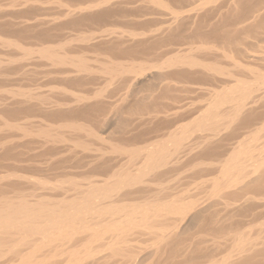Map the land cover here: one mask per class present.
Returning a JSON list of instances; mask_svg holds the SVG:
<instances>
[{"label": "bare ground", "instance_id": "bare-ground-1", "mask_svg": "<svg viewBox=\"0 0 264 264\" xmlns=\"http://www.w3.org/2000/svg\"><path fill=\"white\" fill-rule=\"evenodd\" d=\"M0 8V264H264V0Z\"/></svg>", "mask_w": 264, "mask_h": 264}, {"label": "rangeland", "instance_id": "rangeland-1", "mask_svg": "<svg viewBox=\"0 0 264 264\" xmlns=\"http://www.w3.org/2000/svg\"><path fill=\"white\" fill-rule=\"evenodd\" d=\"M4 0H0V6L2 7V9H6V8H8V5H9V3H10V1H12V0H5V1H7V2H3ZM18 1H22V0H18ZM47 1H51V0H47ZM53 1H55V2H57V1H60V0H53ZM3 2V3H2ZM4 4H7V5H5V7H3V5ZM51 4H53V3H50V5H49V3H47L46 4V6L47 7H51L50 8V10H51V12L53 11H57L58 10V8L57 7H55L56 6V4H55V6L53 7V6H51ZM54 5V4H53ZM1 9V8H0ZM49 11V10H48ZM50 12V11H49Z\"/></svg>", "mask_w": 264, "mask_h": 264}]
</instances>
